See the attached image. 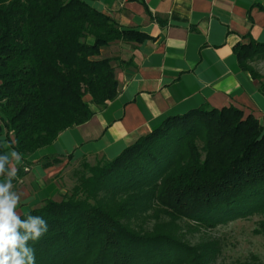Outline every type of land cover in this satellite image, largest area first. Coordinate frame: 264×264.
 Here are the masks:
<instances>
[{"label":"trees","instance_id":"trees-1","mask_svg":"<svg viewBox=\"0 0 264 264\" xmlns=\"http://www.w3.org/2000/svg\"><path fill=\"white\" fill-rule=\"evenodd\" d=\"M150 41L86 0H0V154H22L17 180L29 158L117 98L115 64L123 63L101 51ZM233 51L264 98V77L252 67L264 61V44ZM63 159L38 163L46 170ZM81 167L70 195L22 215L48 221V233L32 244L36 264H211L213 248L133 225L150 214L210 228L264 217V117L234 107L168 118L114 159ZM260 230L264 236V220Z\"/></svg>","mask_w":264,"mask_h":264},{"label":"crops","instance_id":"crops-1","mask_svg":"<svg viewBox=\"0 0 264 264\" xmlns=\"http://www.w3.org/2000/svg\"><path fill=\"white\" fill-rule=\"evenodd\" d=\"M123 29L149 36L123 45L117 98L33 158L112 160L168 118L202 106L234 107L259 121L264 98L238 66L234 47L264 44V0H86ZM108 48L104 49L107 50ZM103 53V50L101 51ZM63 159V160H64Z\"/></svg>","mask_w":264,"mask_h":264},{"label":"rangeland","instance_id":"rangeland-1","mask_svg":"<svg viewBox=\"0 0 264 264\" xmlns=\"http://www.w3.org/2000/svg\"><path fill=\"white\" fill-rule=\"evenodd\" d=\"M123 45L122 43L110 45L107 50H103L100 58L124 57L125 54L119 52L122 51ZM252 67L264 77L263 60H256ZM41 158L39 156L33 158L25 176L13 182L15 190L21 195L17 206V211L21 215L40 209L45 200L60 202L70 195L78 184L77 174L83 172L81 166L83 164L94 166L100 159H64L56 167L43 170L38 163ZM263 220L262 215L255 214L210 228L190 221H171L164 216L155 220L150 214L133 226L142 231L160 227L162 232L173 233L176 238L192 247L213 248L215 256L211 264H264V236L260 230Z\"/></svg>","mask_w":264,"mask_h":264},{"label":"clouds","instance_id":"clouds-1","mask_svg":"<svg viewBox=\"0 0 264 264\" xmlns=\"http://www.w3.org/2000/svg\"><path fill=\"white\" fill-rule=\"evenodd\" d=\"M22 154L16 150L0 154V264H36L38 242L49 231L43 216L17 211L21 195L15 190Z\"/></svg>","mask_w":264,"mask_h":264}]
</instances>
